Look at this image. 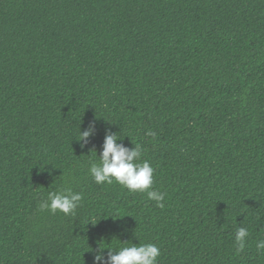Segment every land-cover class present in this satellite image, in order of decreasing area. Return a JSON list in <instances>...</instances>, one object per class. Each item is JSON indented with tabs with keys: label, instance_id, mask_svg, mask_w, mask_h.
<instances>
[{
	"label": "trees",
	"instance_id": "1",
	"mask_svg": "<svg viewBox=\"0 0 264 264\" xmlns=\"http://www.w3.org/2000/svg\"><path fill=\"white\" fill-rule=\"evenodd\" d=\"M106 129L140 146L163 208L94 183ZM68 189L74 215L39 208ZM259 240L264 0H0V264L143 243L158 264H264Z\"/></svg>",
	"mask_w": 264,
	"mask_h": 264
},
{
	"label": "clouds",
	"instance_id": "2",
	"mask_svg": "<svg viewBox=\"0 0 264 264\" xmlns=\"http://www.w3.org/2000/svg\"><path fill=\"white\" fill-rule=\"evenodd\" d=\"M95 131V122L91 123L86 130H80L79 138L76 140L81 143V148L87 146L89 139L95 135ZM147 134L152 135L153 133L149 131ZM118 140L122 141L121 138H118L117 133L110 129L105 130L102 151L98 156L99 162H90L89 174L94 183L111 185L115 182L133 193L147 192L148 198L155 201L158 207L163 208L165 193L150 190L153 185L154 169L147 161L141 162L142 150L140 146L136 144L133 148H129L123 143H118ZM95 153L97 154L96 151ZM81 200L82 195L72 192L70 189L53 191L40 202L39 208L53 214L60 212L65 216H72ZM248 236L249 232L246 228H237L235 244L238 252L245 248ZM256 248L258 252L264 251V240H259ZM105 249L108 250L107 257L104 255ZM159 256V247L152 243L132 244L131 246H121L118 249L102 247L99 244V247L94 250V264H158Z\"/></svg>",
	"mask_w": 264,
	"mask_h": 264
}]
</instances>
